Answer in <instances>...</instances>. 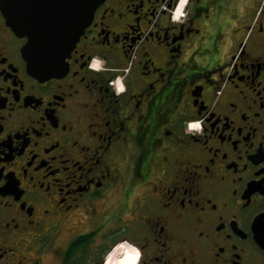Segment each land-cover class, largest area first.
<instances>
[{
    "label": "flooded vegetation",
    "instance_id": "obj_1",
    "mask_svg": "<svg viewBox=\"0 0 264 264\" xmlns=\"http://www.w3.org/2000/svg\"><path fill=\"white\" fill-rule=\"evenodd\" d=\"M176 3L103 0L47 78L0 4V264H264V0Z\"/></svg>",
    "mask_w": 264,
    "mask_h": 264
},
{
    "label": "water",
    "instance_id": "obj_2",
    "mask_svg": "<svg viewBox=\"0 0 264 264\" xmlns=\"http://www.w3.org/2000/svg\"><path fill=\"white\" fill-rule=\"evenodd\" d=\"M103 0H0L7 21L27 37L23 53L30 71L47 78L60 74L66 58Z\"/></svg>",
    "mask_w": 264,
    "mask_h": 264
},
{
    "label": "clouds",
    "instance_id": "obj_3",
    "mask_svg": "<svg viewBox=\"0 0 264 264\" xmlns=\"http://www.w3.org/2000/svg\"><path fill=\"white\" fill-rule=\"evenodd\" d=\"M189 0H177L175 8L172 10V19L181 20V18L186 14L185 5L188 4ZM100 65L96 62L92 63V68H98ZM115 91L117 93L124 91V84L118 78L114 81ZM201 121L188 120L186 121L185 130L187 132H192L194 130L201 129ZM140 251L138 248L128 243L127 241L118 242L115 246L107 253L104 264H138L140 258Z\"/></svg>",
    "mask_w": 264,
    "mask_h": 264
}]
</instances>
